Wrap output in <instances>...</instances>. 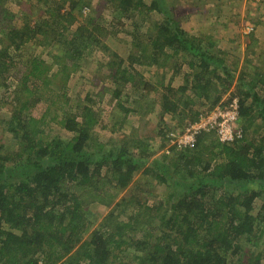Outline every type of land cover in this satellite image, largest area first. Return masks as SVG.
Returning a JSON list of instances; mask_svg holds the SVG:
<instances>
[{"label":"trees","instance_id":"16d2710c","mask_svg":"<svg viewBox=\"0 0 264 264\" xmlns=\"http://www.w3.org/2000/svg\"><path fill=\"white\" fill-rule=\"evenodd\" d=\"M28 1L18 26L24 0H0V264H264L263 57L186 31L179 0ZM235 99L242 139L171 146Z\"/></svg>","mask_w":264,"mask_h":264},{"label":"rangeland","instance_id":"374dc122","mask_svg":"<svg viewBox=\"0 0 264 264\" xmlns=\"http://www.w3.org/2000/svg\"><path fill=\"white\" fill-rule=\"evenodd\" d=\"M179 2L182 3V6L180 10L176 12V15L178 17H182L183 27L186 31L194 35L202 33L201 35H203L204 37H212L216 39L218 41L217 46L227 55H229L230 57L232 56L231 60L237 62H240L238 58H236L240 51L244 52V49L255 51V53L257 52V54L249 53L250 58H252L257 65H260V57L258 56L260 55L261 57H263V61L261 64L264 68V55H262V53L264 52V0H218L215 4H207L206 8L204 7V5L201 6L200 4H198L197 0H179ZM196 6H200V8L205 11L207 9V12H198ZM10 7L17 15L18 20L16 23L18 24V26L21 25V16L25 13L29 14L33 10V8L31 7V3L28 0H24L25 10H19V7L13 4ZM212 9L215 11H212ZM248 27H253V31L249 36L250 38L241 39L240 37L239 40L234 39V37H236L238 33H240L241 35H245L247 33ZM257 33L259 35L256 38L254 36ZM228 37H230L231 39H229ZM251 37L254 38L251 39ZM118 41L119 42L117 43L109 44L110 48H112L114 52L119 53L122 57L127 58L131 51V38L127 34L125 35L121 33ZM36 49L37 51H35ZM262 49L263 51L259 53V51ZM32 50L34 51V53L40 52V48L30 46L28 47V49L23 51L22 54ZM233 53H236V57L232 55ZM43 57L46 58L47 56L43 55ZM135 69V71L141 72L145 76V78L152 80V82H157L165 72V70H162L157 66H153L150 68L149 66L140 64L138 66L136 65ZM167 70L168 79L172 75L173 69L171 67L168 69L167 67ZM97 72L98 77L95 87L92 86V82H84V84L82 83L83 85L81 86L80 91L78 92L77 89L76 92L84 96V92L88 91V93L96 99L99 93V88L97 87H99L104 82L106 84V81L103 82L102 80V76H105L103 74L104 72L100 70H98ZM87 78L90 79V77L88 76ZM182 83L183 76L179 75L176 77L173 85L174 87H178ZM10 89L11 90L0 91V117L4 116L5 113H7V108L2 104V99L8 101L9 98V101L11 100L9 96H11L12 94V91L14 89L13 86ZM70 93H72V91H70ZM98 103L100 104L101 102ZM102 104L104 106L108 104V97L103 98ZM53 128L55 129L56 125H54ZM57 133H60V130H58ZM103 134L106 133L104 132ZM255 204L259 207V205L261 204V200H257ZM98 211L99 213L106 215L109 210L105 207H101ZM136 234L139 235V239H142L141 232H137ZM128 256L130 260L131 257H133L130 254Z\"/></svg>","mask_w":264,"mask_h":264},{"label":"built area","instance_id":"2783aa9c","mask_svg":"<svg viewBox=\"0 0 264 264\" xmlns=\"http://www.w3.org/2000/svg\"><path fill=\"white\" fill-rule=\"evenodd\" d=\"M252 31L253 27H248L247 33ZM238 117L239 106L238 101L235 99L231 102L229 108L225 109L218 106L211 113L201 116L198 121L186 129L184 134H172L170 144L176 146L177 150L192 147L196 142L197 135L202 131H215L222 143H231L237 139H242L243 132L236 128Z\"/></svg>","mask_w":264,"mask_h":264},{"label":"crops","instance_id":"0c3cea01","mask_svg":"<svg viewBox=\"0 0 264 264\" xmlns=\"http://www.w3.org/2000/svg\"><path fill=\"white\" fill-rule=\"evenodd\" d=\"M250 33H251V32H250ZM250 33H246L245 35H244V34H242L243 36H242L240 33H238V34L236 35V37H234V39H235V40H236V39H238V40H239V39H240V37H241V39H245V38H246V39H248V38H250V37H249V36H250ZM258 35H259V34L257 33V34H255V36H254V37H256V38H257V37H258ZM254 37H252V38H254ZM244 50H245V49H244ZM262 51H263V49H262V50H260V51H259V53H261ZM262 55H264V52L262 53ZM259 63H260V62H259Z\"/></svg>","mask_w":264,"mask_h":264}]
</instances>
